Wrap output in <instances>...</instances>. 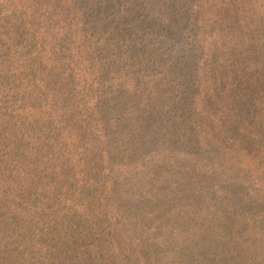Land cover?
<instances>
[{
    "label": "trees",
    "instance_id": "16d2710c",
    "mask_svg": "<svg viewBox=\"0 0 264 264\" xmlns=\"http://www.w3.org/2000/svg\"><path fill=\"white\" fill-rule=\"evenodd\" d=\"M0 264H264V0H0Z\"/></svg>",
    "mask_w": 264,
    "mask_h": 264
}]
</instances>
